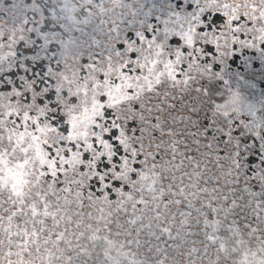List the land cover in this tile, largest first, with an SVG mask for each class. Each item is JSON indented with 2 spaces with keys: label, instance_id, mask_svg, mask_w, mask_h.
<instances>
[{
  "label": "snow or ice",
  "instance_id": "obj_1",
  "mask_svg": "<svg viewBox=\"0 0 264 264\" xmlns=\"http://www.w3.org/2000/svg\"><path fill=\"white\" fill-rule=\"evenodd\" d=\"M0 264H264V0H0Z\"/></svg>",
  "mask_w": 264,
  "mask_h": 264
}]
</instances>
